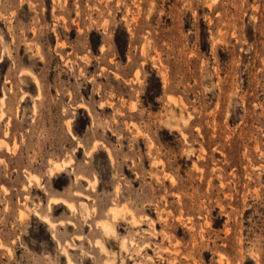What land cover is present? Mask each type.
Listing matches in <instances>:
<instances>
[{"label": "rangeland", "instance_id": "rangeland-1", "mask_svg": "<svg viewBox=\"0 0 264 264\" xmlns=\"http://www.w3.org/2000/svg\"><path fill=\"white\" fill-rule=\"evenodd\" d=\"M105 263L264 264V0H0V264Z\"/></svg>", "mask_w": 264, "mask_h": 264}, {"label": "bare ground", "instance_id": "bare-ground-1", "mask_svg": "<svg viewBox=\"0 0 264 264\" xmlns=\"http://www.w3.org/2000/svg\"><path fill=\"white\" fill-rule=\"evenodd\" d=\"M103 228H104V230H105V232H107V233H111V232H113V228L109 225V223H103ZM108 235V234H107ZM100 243V242H99ZM104 248H105V246H104ZM107 252V251H106ZM104 253H105V251H104ZM65 254H67V253H65ZM106 254V253H105ZM108 256V255H107ZM109 263V262H108ZM105 264H107V263H105Z\"/></svg>", "mask_w": 264, "mask_h": 264}]
</instances>
